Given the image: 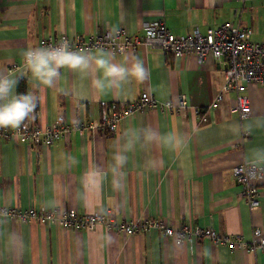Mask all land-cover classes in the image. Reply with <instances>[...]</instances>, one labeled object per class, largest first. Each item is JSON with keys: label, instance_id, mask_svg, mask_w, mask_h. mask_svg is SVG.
I'll list each match as a JSON object with an SVG mask.
<instances>
[{"label": "crops", "instance_id": "obj_1", "mask_svg": "<svg viewBox=\"0 0 264 264\" xmlns=\"http://www.w3.org/2000/svg\"><path fill=\"white\" fill-rule=\"evenodd\" d=\"M161 18L179 36L231 22L264 43V0H0V74L26 72L23 53L49 38L118 28L135 35ZM101 51L129 70L126 79L105 78L94 62L98 51L83 70L62 68L51 86L30 73L20 77L38 98L31 125L45 128L62 116L67 124L99 126L111 104L125 109L143 92L176 104L186 94L187 110H140L105 134L100 127L75 130L52 146L0 139V208H104L119 222L155 217L247 241L256 227L264 232V173L255 209L233 175L243 163L264 170V86L247 85L252 112L241 118L235 92L211 107L225 81L213 55L201 62L194 53L174 57L148 46ZM137 62L146 70L142 80L131 75ZM0 264H264V250H231L205 238L179 243L156 229L128 235L103 225L87 231L4 217Z\"/></svg>", "mask_w": 264, "mask_h": 264}, {"label": "built area", "instance_id": "obj_2", "mask_svg": "<svg viewBox=\"0 0 264 264\" xmlns=\"http://www.w3.org/2000/svg\"><path fill=\"white\" fill-rule=\"evenodd\" d=\"M252 34V28H240L231 22H226L219 28L209 29L205 34L194 30L187 35L179 36L174 34L166 25L165 20L161 18L144 22L142 33L135 35L129 34L125 28L105 30L89 37L61 35L57 39H47L43 47H57L66 41L71 45V50L91 55L101 50L111 49L117 53H124L127 50H136L139 46H148L174 57L194 53L198 55L201 62L208 55H213L224 66L225 81L211 107L223 100L225 93L232 91L236 93L240 116L245 118L252 112L251 100L247 95V85L258 83L264 86V43L253 42L250 39ZM154 108L169 109L184 114L188 108V97L182 94L176 104L170 100H158L147 92H143L137 101L129 103L125 109H120L115 103L111 104L108 116L99 126L83 123L67 124L64 118L59 116L54 123L45 128L38 125L22 126L16 130L0 128V139L17 136L22 141L32 144L52 146L56 141L68 137L75 130L87 133L100 127L105 134L108 128L116 129L126 115ZM197 111L200 113L201 110ZM207 121V113H205L202 116V122ZM263 173L262 166L255 163H243L233 168V175L240 187V195L251 209L261 205L258 180L263 178ZM4 217L19 218L26 223L39 222L66 229L87 231L103 225L106 229H113L128 235L156 229L165 235L174 237L179 243H191L195 239L205 238L216 245L225 244L231 250L241 249L254 253L264 250V232L259 227L254 229L252 240L247 241L240 235H221L212 228L202 226L182 225L179 228H173L166 221L155 217H148L139 222H119L110 209L104 208L93 212H81L71 208L41 209L30 206L20 209L4 206L0 208V218Z\"/></svg>", "mask_w": 264, "mask_h": 264}, {"label": "clouds", "instance_id": "obj_3", "mask_svg": "<svg viewBox=\"0 0 264 264\" xmlns=\"http://www.w3.org/2000/svg\"><path fill=\"white\" fill-rule=\"evenodd\" d=\"M26 72L16 76L10 73L0 74V128L16 130L25 125V122L34 119V112L38 98L32 92L17 93L16 86L20 77L32 78L46 86H51L60 75L62 68L72 70L85 69L89 64V56L85 53L71 50L68 42L57 47H33L23 53ZM95 65L102 70L105 78L126 79L129 70L111 62L108 54L98 51ZM131 75L143 79L146 75L141 62L132 65Z\"/></svg>", "mask_w": 264, "mask_h": 264}, {"label": "trees", "instance_id": "obj_4", "mask_svg": "<svg viewBox=\"0 0 264 264\" xmlns=\"http://www.w3.org/2000/svg\"><path fill=\"white\" fill-rule=\"evenodd\" d=\"M28 91H29V88H28V82H27V80L24 79V78H20L18 80V84H17V92L18 93H26ZM30 122H31V119L28 120V121H26L24 127L31 126Z\"/></svg>", "mask_w": 264, "mask_h": 264}]
</instances>
